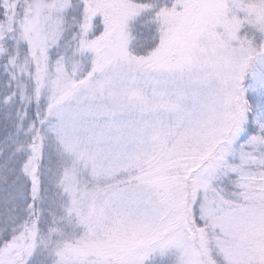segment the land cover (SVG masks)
Returning <instances> with one entry per match:
<instances>
[{
	"label": "snow or ice",
	"instance_id": "snow-or-ice-1",
	"mask_svg": "<svg viewBox=\"0 0 264 264\" xmlns=\"http://www.w3.org/2000/svg\"><path fill=\"white\" fill-rule=\"evenodd\" d=\"M0 264H264V0H0Z\"/></svg>",
	"mask_w": 264,
	"mask_h": 264
}]
</instances>
